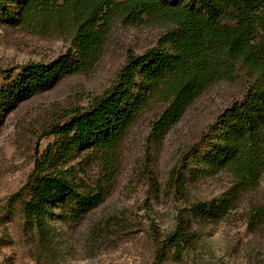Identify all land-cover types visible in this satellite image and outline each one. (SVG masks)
<instances>
[{"label":"trees","instance_id":"16d2710c","mask_svg":"<svg viewBox=\"0 0 264 264\" xmlns=\"http://www.w3.org/2000/svg\"><path fill=\"white\" fill-rule=\"evenodd\" d=\"M130 23L159 19L172 26L156 48L128 50L114 83L88 108L70 113L50 130L54 141L36 160L25 203L26 225L40 233L52 219L77 222L97 208L114 181L112 174L134 126L155 103L165 105L153 135L165 134L188 106L237 68L253 72L254 83L209 127L203 148H194V183L218 173L232 186L211 202L190 205V217L219 226L255 192L264 174V0H0V21L39 30L67 26L74 50L48 64L29 63L0 87V125L5 113L59 78L91 70L103 50V28L112 18ZM12 74L8 75L11 77ZM107 168V181L78 178L72 163ZM181 187H185L183 183ZM184 212V211H183ZM248 229L264 223V207L245 212ZM182 212L177 228L159 247V257L179 255L194 241L186 236Z\"/></svg>","mask_w":264,"mask_h":264},{"label":"rangeland","instance_id":"374dc122","mask_svg":"<svg viewBox=\"0 0 264 264\" xmlns=\"http://www.w3.org/2000/svg\"><path fill=\"white\" fill-rule=\"evenodd\" d=\"M103 28L104 45L94 67L59 78L8 110L0 125V264H264V223L251 231L245 212L264 207V174L257 190L242 201L228 221L217 226L188 214L197 201L211 202L231 188L234 178L218 173L194 183L191 153L203 148L209 127L254 83L253 72L237 68L188 106L165 134L153 135L165 105L155 103L132 129L112 174L113 185L101 204L82 220H48L40 233L25 222V203L36 160L54 141L50 130L76 110H83L114 83L127 51L136 55L156 48L171 30L167 22L146 19L133 24L112 18ZM75 53L67 26L33 30L0 21V87L29 63L48 64ZM11 75L9 77L8 75ZM72 165L78 178L107 181L99 164ZM185 187H181L182 184ZM184 211V212H183ZM185 217L184 234L195 241L176 255L159 257L160 243Z\"/></svg>","mask_w":264,"mask_h":264}]
</instances>
